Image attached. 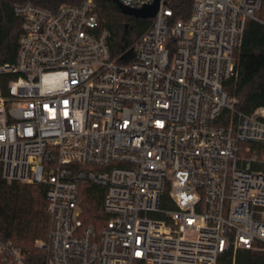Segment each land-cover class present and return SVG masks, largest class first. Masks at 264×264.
Wrapping results in <instances>:
<instances>
[{
    "label": "built area",
    "instance_id": "1",
    "mask_svg": "<svg viewBox=\"0 0 264 264\" xmlns=\"http://www.w3.org/2000/svg\"><path fill=\"white\" fill-rule=\"evenodd\" d=\"M12 1L22 32L17 60L0 63V166L46 189L44 264L264 255V107L237 111L225 87L262 0H194L186 20L160 0L127 62L98 0ZM82 185L105 190L99 227L83 219ZM0 264L28 262L0 238Z\"/></svg>",
    "mask_w": 264,
    "mask_h": 264
},
{
    "label": "trees",
    "instance_id": "2",
    "mask_svg": "<svg viewBox=\"0 0 264 264\" xmlns=\"http://www.w3.org/2000/svg\"><path fill=\"white\" fill-rule=\"evenodd\" d=\"M100 24L111 31L110 47L114 57L127 62L134 57L132 46L146 31L152 19L124 14L114 0H98ZM263 7L257 16L264 18ZM194 0H172L177 19H188ZM22 20L14 12L12 0L0 2V63H14L19 52ZM239 75L229 80L226 90L236 98L237 111L252 115L264 107V25L249 19L244 43L236 51ZM104 188L82 185L80 198L87 224L102 225L106 219L103 209ZM50 229L46 189L42 185L8 182L0 166V238L18 247L28 264H44L46 253L36 246L46 240ZM233 254L220 257V264H233ZM235 264H264V255L239 250Z\"/></svg>",
    "mask_w": 264,
    "mask_h": 264
},
{
    "label": "water",
    "instance_id": "3",
    "mask_svg": "<svg viewBox=\"0 0 264 264\" xmlns=\"http://www.w3.org/2000/svg\"><path fill=\"white\" fill-rule=\"evenodd\" d=\"M115 2L124 14L142 19L154 18L157 15L160 7V0H156L152 5L146 6L142 9H131L118 1Z\"/></svg>",
    "mask_w": 264,
    "mask_h": 264
}]
</instances>
